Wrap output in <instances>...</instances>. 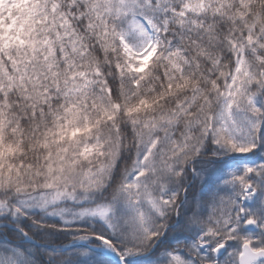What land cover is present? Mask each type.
Here are the masks:
<instances>
[{
  "label": "snow or ice",
  "instance_id": "6c2138e0",
  "mask_svg": "<svg viewBox=\"0 0 264 264\" xmlns=\"http://www.w3.org/2000/svg\"><path fill=\"white\" fill-rule=\"evenodd\" d=\"M0 264H264V0H0Z\"/></svg>",
  "mask_w": 264,
  "mask_h": 264
}]
</instances>
